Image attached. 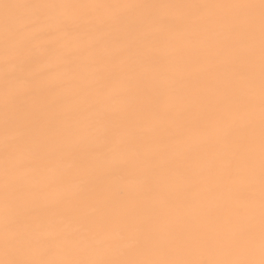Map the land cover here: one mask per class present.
Instances as JSON below:
<instances>
[{"label":"bare ground","instance_id":"1","mask_svg":"<svg viewBox=\"0 0 264 264\" xmlns=\"http://www.w3.org/2000/svg\"><path fill=\"white\" fill-rule=\"evenodd\" d=\"M242 2L259 0H0V235L7 145L24 165L14 184L39 186V203L57 214L65 199L87 194L63 227L109 242L74 246L70 256L59 243L23 258L259 260V12L251 37L242 27L230 38L229 21L246 12L177 7ZM5 4L155 7H19L5 64ZM21 41L28 55L18 59ZM6 73L25 77L13 84L7 127ZM18 103L27 121L17 116ZM45 141L51 155L42 159ZM16 195L33 197L27 190ZM84 215L95 217L91 233ZM249 225L251 250L197 241L204 232ZM137 239L145 245L137 247Z\"/></svg>","mask_w":264,"mask_h":264},{"label":"snow or ice","instance_id":"2","mask_svg":"<svg viewBox=\"0 0 264 264\" xmlns=\"http://www.w3.org/2000/svg\"><path fill=\"white\" fill-rule=\"evenodd\" d=\"M4 25L6 31L4 63L11 61L8 54V30L13 22L12 12L19 7H36L45 9H54L58 7H79V8H118V7H155L152 5H55V4H5ZM177 7H186L191 9L202 8H231L242 10L247 13L246 17L241 20L239 17L229 21L232 26L230 38H238L243 27L249 37L254 34L256 10L259 12V32H260V186H261V208H260V258L256 259H223L200 262V264H264V0L255 2H242L228 5H209V4H192L180 5ZM57 24L61 23L60 18H56ZM19 49L18 59H23L26 52V43L21 41L17 45ZM29 58L30 55H29ZM242 80L250 79V76L244 72L239 73ZM25 79L22 73L9 76L5 74V126L9 123L8 105L12 98V87L15 81ZM24 89H17V99L24 94ZM16 114L21 121H27L30 117L24 112L23 103L16 106ZM11 149L5 147V167H4V227L0 235V252L3 258H0V264H193L189 261H168V260H134V259H117V260H100V259H52L44 258H23L26 251L32 249L41 250L43 253L52 251L53 246L59 243L65 245L66 252L71 255L74 246L87 249L96 246H109L108 241H97L93 236L79 237L65 230L63 225L72 218V214L78 212L86 203L88 196L82 194L78 197H70L64 200L65 212L55 213L39 203L37 193L40 191L39 186L27 188L23 183L12 182V175L24 167L22 162L11 159ZM244 151L250 152V149L244 148ZM239 152V150H237ZM40 155L42 159L48 158L49 142L45 141L41 147ZM250 163V161H249ZM59 182V178H58ZM33 194L30 201L20 199L16 194H22L25 191ZM82 221L87 222L89 232L93 231L92 225L95 217L84 215ZM199 243H212L222 250H251L254 244V230L251 225L244 228H235L227 233L217 232L211 235L208 232L200 234L197 238ZM146 241L143 239L136 240L137 247H143Z\"/></svg>","mask_w":264,"mask_h":264}]
</instances>
